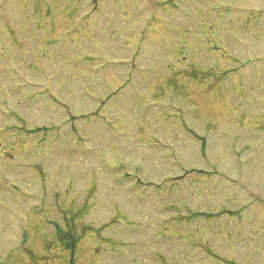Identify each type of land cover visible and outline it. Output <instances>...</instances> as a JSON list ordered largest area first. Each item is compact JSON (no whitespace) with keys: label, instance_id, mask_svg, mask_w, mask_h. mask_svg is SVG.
Here are the masks:
<instances>
[{"label":"rangeland","instance_id":"1","mask_svg":"<svg viewBox=\"0 0 264 264\" xmlns=\"http://www.w3.org/2000/svg\"><path fill=\"white\" fill-rule=\"evenodd\" d=\"M0 111V264H264V0H0Z\"/></svg>","mask_w":264,"mask_h":264}]
</instances>
